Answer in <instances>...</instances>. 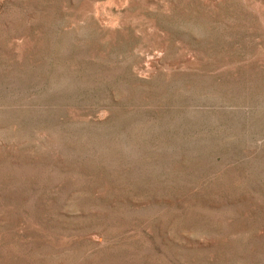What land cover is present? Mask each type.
<instances>
[{
  "label": "rangeland",
  "instance_id": "obj_1",
  "mask_svg": "<svg viewBox=\"0 0 264 264\" xmlns=\"http://www.w3.org/2000/svg\"><path fill=\"white\" fill-rule=\"evenodd\" d=\"M0 264H264V0H0Z\"/></svg>",
  "mask_w": 264,
  "mask_h": 264
}]
</instances>
